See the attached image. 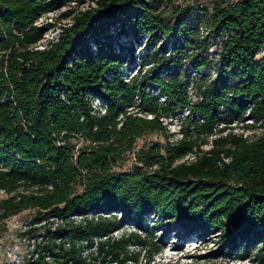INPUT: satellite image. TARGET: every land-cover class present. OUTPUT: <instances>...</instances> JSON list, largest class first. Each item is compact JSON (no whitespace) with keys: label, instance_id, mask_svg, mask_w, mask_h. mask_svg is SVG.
Instances as JSON below:
<instances>
[{"label":"trees","instance_id":"16d2710c","mask_svg":"<svg viewBox=\"0 0 264 264\" xmlns=\"http://www.w3.org/2000/svg\"><path fill=\"white\" fill-rule=\"evenodd\" d=\"M72 1L0 0V220L34 211L22 235L33 241L35 264H150L158 246L140 260L128 246L146 247L141 234L112 236L147 215L179 222L186 235H219L227 249L263 240L264 131L251 140L223 132L247 109L255 123L243 127L264 130V0H98L64 11L72 24L35 49L52 27L36 21ZM199 22L213 38L227 36L213 79ZM143 37L154 65L127 83L119 73ZM188 63L193 102L182 80ZM95 96L109 104L103 115L92 114ZM163 117L176 119L180 136L144 144L130 170L115 171L143 133L167 132Z\"/></svg>","mask_w":264,"mask_h":264},{"label":"rangeland","instance_id":"374dc122","mask_svg":"<svg viewBox=\"0 0 264 264\" xmlns=\"http://www.w3.org/2000/svg\"><path fill=\"white\" fill-rule=\"evenodd\" d=\"M211 1L209 0L208 3L211 4ZM65 10L63 8L41 16L39 20L41 24L52 25L51 29L43 34L44 42L55 38L58 29L68 21L67 18L61 17ZM169 120L168 118L166 121L168 122L167 132L147 131L138 137L133 150L125 155L122 163L114 167L115 171L130 170L134 164L135 153L144 144H159L164 147L169 139L174 140L179 137L178 122L176 119ZM75 142L78 146L82 140ZM202 148L207 149L209 145H203ZM192 158L190 154L189 159ZM3 196L4 193L0 190V199ZM33 214V210L25 209L7 219L0 220V264H35L33 241L28 236L22 235V232L28 228V222ZM77 217L80 218V216ZM129 232H137L145 239L146 247L128 246L132 253H139L140 260L143 255L146 256L148 252H152L153 246L160 248L157 253L151 255L150 264H264V239H250L247 245L242 244L234 249H227L226 243L221 242L222 238L219 235L203 237L196 233L186 235L179 222L160 221V218L152 215H147L146 221L142 222L141 226L131 221H123L118 229L112 232V236L117 238ZM194 244L197 247L193 249L191 245ZM221 246L222 249L219 248ZM214 251H217V256H211ZM104 264L108 262L105 261ZM127 264L134 263L128 261Z\"/></svg>","mask_w":264,"mask_h":264},{"label":"built area","instance_id":"2783aa9c","mask_svg":"<svg viewBox=\"0 0 264 264\" xmlns=\"http://www.w3.org/2000/svg\"><path fill=\"white\" fill-rule=\"evenodd\" d=\"M208 1L209 0H176L175 3L179 4L180 6H190L191 7V6L197 5L199 7H204V6L209 5ZM223 1H224V4L227 6H234L235 4H237L239 2V0H223ZM97 5H98V0H82V1L74 0L68 6H63L60 9L64 8L67 10V9L72 8L75 10L73 12V14H74L78 10L96 8ZM208 8L210 9L211 7H208ZM53 12H55V11H53ZM40 18L36 21L37 26L43 25L39 22ZM67 20L68 21L64 25L70 26L72 24L71 23V21H72L71 17L67 18ZM50 29H48V30H50ZM60 31H61V28L58 29L56 37L52 38L51 40L56 41L58 33ZM198 31H199L201 38H205V37L207 38V42H208V56H207V58L209 61L212 62V67L210 69V77H211V79H213L217 75L216 69H215V63L218 61V58H219V52L221 50V44H222V41L224 39H226L227 36L225 34H221V35L217 36L216 38H213L212 36L209 35V29L207 28V26L202 22L198 23ZM51 40L44 42L43 37H42V39L36 44V46L34 48L35 49H44L46 47L47 43ZM146 47H147V38L146 37L141 38L140 41H133V50H132L131 56L124 63V65H123V67L119 73L123 81H125L127 83H131L135 77L143 75L144 73H146V71L150 67H152L154 65V62L149 61L146 54H145ZM92 50L94 52H96L97 48L95 45H92ZM173 53H174V50L169 48L166 51L165 55L170 56ZM187 68L190 72V76H189V78L187 76H183L182 80L184 82H188L187 92H188L190 101L193 102L197 99V95H196L195 88H194V82L196 81L197 77H196L194 69L191 67L190 63H188ZM110 76H111L110 73L106 74L107 79H110L111 78ZM146 91L150 92L154 96H158V101L160 104L165 103V97L161 96L158 89H154V88H151L150 86H147ZM139 103H140V97L137 94L134 96L133 105L136 106ZM90 104L92 107V114H95V115H103L107 111L108 106H109L107 101L104 100L103 98L99 97V96H95L94 98H91ZM134 106L128 107L127 110L130 111ZM188 113H189V110L186 107L183 108L181 111V114H183V115H187ZM248 113H249V109H247V111L245 113V119L243 122H238L237 120H234L231 124H229V126H231L232 129L231 128L227 129L226 131L223 132V134H226L227 132L231 131L232 133L242 135L244 138L249 139V140H251L253 136H258V135L262 134V132L264 130L262 127L259 126V123L256 124L254 128L243 127L245 124H254L255 123L252 118L248 117ZM142 116H144V115H142ZM121 117H122V115L119 116V119ZM146 117L152 118L153 116L151 114H147ZM167 119L168 118H164V117L161 118V120H163V123H166ZM221 125H224V123L221 122L220 126ZM177 132L179 133L178 130H177Z\"/></svg>","mask_w":264,"mask_h":264}]
</instances>
